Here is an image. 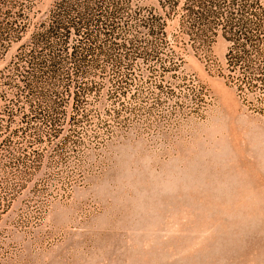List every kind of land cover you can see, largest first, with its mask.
<instances>
[{
  "label": "rangeland",
  "instance_id": "rangeland-1",
  "mask_svg": "<svg viewBox=\"0 0 264 264\" xmlns=\"http://www.w3.org/2000/svg\"><path fill=\"white\" fill-rule=\"evenodd\" d=\"M185 1L0 0V264H264V0Z\"/></svg>",
  "mask_w": 264,
  "mask_h": 264
},
{
  "label": "trees",
  "instance_id": "trees-1",
  "mask_svg": "<svg viewBox=\"0 0 264 264\" xmlns=\"http://www.w3.org/2000/svg\"><path fill=\"white\" fill-rule=\"evenodd\" d=\"M191 2V0H186L185 1V7H187V9H189V3ZM58 27L57 26H55V25H53V27L51 28V30H50V33H53V31H55V29H57Z\"/></svg>",
  "mask_w": 264,
  "mask_h": 264
}]
</instances>
